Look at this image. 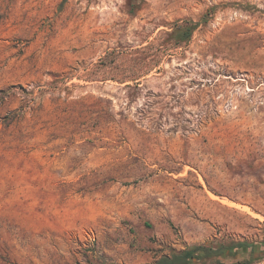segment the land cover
<instances>
[{"label": "rangeland", "instance_id": "1", "mask_svg": "<svg viewBox=\"0 0 264 264\" xmlns=\"http://www.w3.org/2000/svg\"><path fill=\"white\" fill-rule=\"evenodd\" d=\"M127 1L0 0V264L264 240V0ZM178 19L202 22L125 88Z\"/></svg>", "mask_w": 264, "mask_h": 264}, {"label": "trees", "instance_id": "2", "mask_svg": "<svg viewBox=\"0 0 264 264\" xmlns=\"http://www.w3.org/2000/svg\"><path fill=\"white\" fill-rule=\"evenodd\" d=\"M127 5L129 12L135 14L138 9H141L140 3H134L133 0H128ZM206 21V20H204ZM202 21L194 19H178L174 21L167 31L163 32L160 39L145 49H150L153 52V61H145L143 69L137 73L125 76L119 80L124 83L127 89H137L142 83L141 78L149 74L159 62V59L164 55L178 54V49L191 41L194 32ZM263 247L264 240L261 242L250 243L248 241H233L230 243H220L217 245L195 244L181 250H172L170 253L164 254L156 260L144 264H199V262L214 257H234L237 254L244 255V260L237 259L232 264H248L255 257L256 253Z\"/></svg>", "mask_w": 264, "mask_h": 264}]
</instances>
